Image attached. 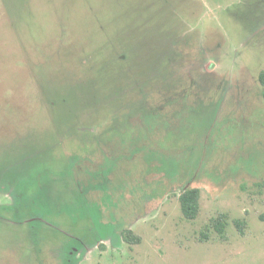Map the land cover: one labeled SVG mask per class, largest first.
Wrapping results in <instances>:
<instances>
[{
	"label": "rangeland",
	"instance_id": "1",
	"mask_svg": "<svg viewBox=\"0 0 264 264\" xmlns=\"http://www.w3.org/2000/svg\"><path fill=\"white\" fill-rule=\"evenodd\" d=\"M261 73L264 0H0V264H264Z\"/></svg>",
	"mask_w": 264,
	"mask_h": 264
},
{
	"label": "trees",
	"instance_id": "2",
	"mask_svg": "<svg viewBox=\"0 0 264 264\" xmlns=\"http://www.w3.org/2000/svg\"><path fill=\"white\" fill-rule=\"evenodd\" d=\"M259 80L262 83V85H264V73L260 74ZM262 96L264 99V90L262 91ZM97 188L98 186L94 185L93 189L92 188L91 189L95 190ZM84 191L85 190H83L82 192ZM198 199H199V189L195 187L186 188L179 195L180 208L185 218L193 219L196 217L198 213V208H199ZM235 223L240 228L241 225L243 224V221L235 220ZM209 224H210V227H212L215 231H217L219 236H223L225 227L227 225V221L225 220L224 215H220L219 218L217 219H212ZM130 237H131L130 232L125 231L124 238L127 240H130ZM74 252L76 253L77 251L72 250V255L74 254ZM67 254H70V253L67 251ZM66 261H70V258L67 257Z\"/></svg>",
	"mask_w": 264,
	"mask_h": 264
}]
</instances>
